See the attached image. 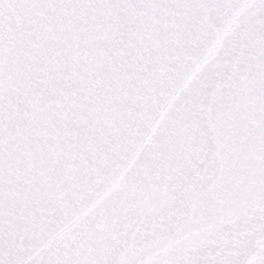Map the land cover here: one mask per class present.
Masks as SVG:
<instances>
[{"label": "snow or ice", "instance_id": "snow-or-ice-1", "mask_svg": "<svg viewBox=\"0 0 264 264\" xmlns=\"http://www.w3.org/2000/svg\"><path fill=\"white\" fill-rule=\"evenodd\" d=\"M13 97L40 129L15 193L2 151ZM114 157L128 176L217 161L208 199L229 226L215 249L193 239L162 264H264V0H0V264H35L13 255V199L33 230L76 228L69 194Z\"/></svg>", "mask_w": 264, "mask_h": 264}, {"label": "water", "instance_id": "water-1", "mask_svg": "<svg viewBox=\"0 0 264 264\" xmlns=\"http://www.w3.org/2000/svg\"><path fill=\"white\" fill-rule=\"evenodd\" d=\"M11 114L3 137V164L12 183L33 170L32 149L40 129L32 119L33 103L10 102ZM119 169V170H118ZM217 161L150 163L128 176L119 157L106 164L91 188L69 194L78 226L49 225L33 230L24 219L28 208L16 199L10 209L16 228L25 238L14 256L35 264L69 261L71 264H162L178 256L193 239L202 252L215 249L218 232L228 227L230 209L213 206L206 177ZM82 180H87L86 177ZM200 193L201 211L192 215V195Z\"/></svg>", "mask_w": 264, "mask_h": 264}]
</instances>
